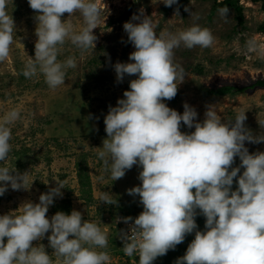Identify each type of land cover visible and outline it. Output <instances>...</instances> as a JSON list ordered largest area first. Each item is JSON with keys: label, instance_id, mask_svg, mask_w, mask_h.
<instances>
[{"label": "clouds", "instance_id": "clouds-1", "mask_svg": "<svg viewBox=\"0 0 264 264\" xmlns=\"http://www.w3.org/2000/svg\"><path fill=\"white\" fill-rule=\"evenodd\" d=\"M161 2L165 6L177 4V0ZM8 3L0 0V60L8 57L14 40ZM27 3L35 10L37 39L34 57L27 55L22 74L26 78L40 74L49 88L55 89L65 83L66 70L76 67L74 56L58 59L65 41L81 54L95 47L93 30L101 15L98 0ZM228 11L227 7L218 9L223 17ZM65 13L67 18L62 19ZM74 13L82 17L78 31L70 19ZM138 13L123 23L127 42L134 48L129 62L112 65L117 82L125 75L135 78L129 80L123 98L117 99L115 106L109 105L103 117L107 136L101 147H94L97 159L114 181L133 165L140 168V184L126 192L139 196L143 210L135 218H117L127 225L119 235L123 252L128 256L136 253L138 264H153L194 233L175 264H264V151L250 153L245 146V142H264V131L254 135L244 124L243 111L225 121L215 105L209 104L204 118L197 120L196 109L187 102L182 113L168 107L164 101L176 96L185 77L183 67L173 60V50L181 44L186 48L208 47L214 37L208 28L196 23L157 34L151 16L144 15L142 8ZM175 15L179 16L178 8ZM244 48L264 57V41L255 36L246 39ZM19 118L16 108L0 116V162L6 161L11 149L9 125ZM181 122L194 130L181 131ZM257 123L264 130V120ZM236 157L240 163L232 167ZM27 182V172L0 165V196L9 188L25 189ZM62 188V182H56L39 195V202L27 200L0 215V264H53L44 244H33L46 234L48 247L60 264H109L107 236L97 223L83 219L76 209L46 216L54 198L62 196ZM99 199L113 203L109 192H101ZM197 215L205 218L202 230L197 229Z\"/></svg>", "mask_w": 264, "mask_h": 264}, {"label": "rangeland", "instance_id": "rangeland-1", "mask_svg": "<svg viewBox=\"0 0 264 264\" xmlns=\"http://www.w3.org/2000/svg\"><path fill=\"white\" fill-rule=\"evenodd\" d=\"M179 1H182V8L177 4L165 6L161 0H98L101 15L97 28L93 30L95 47L81 54L66 40L60 47L58 59L74 56L76 67L66 70L64 84L51 89L42 75L26 78L22 74L27 55L34 57L37 39L35 10L29 7L27 0H9L7 8L14 19L15 31L8 57L0 60V116L16 108L20 118L9 125L11 149L6 161L0 165L19 173L27 172L28 182L26 190L9 188L0 196V215L16 210L24 201L39 202L41 193L55 187L56 182H62V196L54 198L46 216L50 218L57 211L66 214L73 209L80 211L83 219L97 223L106 233V250L111 257L109 264H138L136 257L123 252L119 238L123 221L117 222V218H135L143 210L139 196L126 192V189L140 184L137 178L140 168L133 165L122 178L114 181L97 159L94 147H101L107 136L103 117L109 105L115 106L117 99L123 98L129 80L135 78L134 75H125L122 82H117L112 65L117 61L129 62L128 56L134 48L127 42L123 23L129 21L134 13L139 14L141 8L144 15L151 16L157 34L164 30L176 32L196 23L208 28L214 37L208 47L186 48L181 44L173 50V60L183 67L185 77L178 85L175 101H164L167 106L182 113V105L187 102L196 109L197 120L204 118L205 106L209 104L215 105L225 121L243 111L246 115L244 124L254 135L264 131L257 123L264 120V88L219 97L206 93L226 85L240 88L264 79V57L244 48L249 37L264 41V2L228 0L224 7L229 11L227 17H223L218 10L212 12V8L215 3H226V0ZM186 7L188 11L184 10ZM236 7L241 9V22ZM177 8L179 16L175 15ZM125 14L126 18L123 17ZM67 16V13L63 14L62 19ZM70 19L74 30L78 31L82 17L74 13ZM192 130L181 122V131ZM245 146L250 153L264 151V142H245ZM77 162L86 168L90 180L89 201L79 191ZM239 163V158H234L232 167ZM232 187L233 190L236 187L235 178ZM103 191L112 195V204L100 201ZM195 219L197 229L202 230L205 218L197 215ZM47 235L39 242L33 241V244H44L53 264H60L48 247ZM193 238L194 233L188 234L178 245L187 246ZM177 248L176 245L166 254L171 256ZM163 259L159 256L153 264H172L169 257L166 263Z\"/></svg>", "mask_w": 264, "mask_h": 264}, {"label": "trees", "instance_id": "trees-1", "mask_svg": "<svg viewBox=\"0 0 264 264\" xmlns=\"http://www.w3.org/2000/svg\"><path fill=\"white\" fill-rule=\"evenodd\" d=\"M196 1H201V2H209L212 0H196ZM215 1V0H213ZM264 2V0H262ZM229 1L226 0V3H215L213 8H212V12L217 11L218 9L224 7ZM182 1L177 2V7L178 8H182ZM236 13L237 16L239 18V21H242V16H241V9L236 7ZM124 18L127 17V14L123 15ZM261 89L264 88V79L263 80H257L253 83H251L250 85L244 86V87H234V86H230V85H226V86H222L216 89H211L208 92H206L208 95H212V96H226V95H234V94H242V93H246L249 91H252L254 89ZM175 98H172L171 101L174 102ZM75 167H76V176L78 179V185H79V191L81 195H85L86 196V200L89 201L91 198V187H90V180L86 171V168L84 166H82V163H75ZM178 248L176 249V251L173 252V254L171 256L163 255L160 256V258H164L163 261H167V258L169 257L171 260L172 264H175V260L176 258L180 257L183 255V253L186 251L187 246L184 245L182 247H180L179 245H177ZM166 259V260H165Z\"/></svg>", "mask_w": 264, "mask_h": 264}, {"label": "built area", "instance_id": "built-area-1", "mask_svg": "<svg viewBox=\"0 0 264 264\" xmlns=\"http://www.w3.org/2000/svg\"><path fill=\"white\" fill-rule=\"evenodd\" d=\"M129 223H131V221L129 222ZM121 229H125V230H127V225L126 224H124L123 222L121 223ZM122 244V243H121ZM121 246H123V245H121ZM131 257H136V259H138V255L136 254V253H134Z\"/></svg>", "mask_w": 264, "mask_h": 264}]
</instances>
